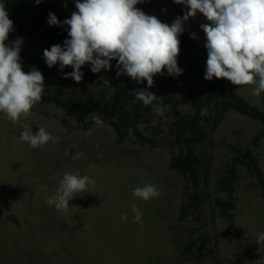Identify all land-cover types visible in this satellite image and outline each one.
I'll use <instances>...</instances> for the list:
<instances>
[{"label": "rangeland", "instance_id": "374dc122", "mask_svg": "<svg viewBox=\"0 0 264 264\" xmlns=\"http://www.w3.org/2000/svg\"><path fill=\"white\" fill-rule=\"evenodd\" d=\"M145 6L158 19L171 20L166 21L169 25L188 10L174 0ZM204 23H208L206 18L197 13L184 23L183 31L190 38L195 33L198 39H191L203 47L206 39L200 25ZM14 33L6 43L23 39V70L41 71L50 81V91L61 88L65 99L80 102L89 96L111 99L116 60L111 61L110 70L100 73L85 64L83 79L77 83L64 78L73 71L70 66L62 71L59 64L49 68L39 42L25 31ZM119 78L136 83L127 75ZM220 80L226 93H235L258 109L264 107V92L258 97L252 94L255 85L235 86ZM143 89L157 95L153 110L136 125L151 143L142 144L132 128L118 143L114 129L97 112L89 113L86 128L54 104L41 101L26 119L20 118L21 123L14 124L0 113V264H264V247L256 242L264 233V184L245 166H238L231 199L233 219L223 218L217 207L218 200H227L219 180L236 149L250 150L264 177V143L252 145L261 124L230 109L222 120L210 119L203 125L207 140L195 147L202 162L196 191L169 166L171 157L181 152L169 131L178 118L176 111L184 117L194 114L191 103L181 99L186 87L182 82L157 79L153 87ZM157 107L163 115H157ZM96 116L102 125L95 123ZM21 124H28L33 133L43 126L59 140L32 148L19 139ZM208 159L211 165L206 173ZM65 172L88 175L95 181L88 192L69 201L67 214L46 203ZM145 184L159 189V197L148 201L134 197L133 190ZM197 192L203 203L180 220L182 205ZM133 204L142 213L138 222ZM11 213L18 226L6 220ZM125 214L127 219L121 220Z\"/></svg>", "mask_w": 264, "mask_h": 264}, {"label": "clouds", "instance_id": "9594fccd", "mask_svg": "<svg viewBox=\"0 0 264 264\" xmlns=\"http://www.w3.org/2000/svg\"><path fill=\"white\" fill-rule=\"evenodd\" d=\"M42 0H35L38 5ZM143 0H75L76 11L64 20L68 26L69 39L63 46L55 44L44 49L43 57L49 68L59 64L61 71L70 66L73 71L64 78L81 82L84 73L82 66L89 64L93 73L110 70L111 61L116 60L117 78L127 75L137 83L147 81L149 88L154 86L153 77L163 75L179 76L183 70L178 66L180 36L184 23L202 14L208 23L200 27L205 34L207 50L204 78L226 79L235 86L255 85L252 94L260 96L264 92V0H174L188 9L178 16L171 25L161 22L154 15H147L136 7ZM48 24L58 26L61 22L49 12ZM13 21L5 4L0 2V113L12 123H21L30 114L33 106L42 100L44 76L32 68L25 72L21 63L22 38L6 43L13 31ZM192 39H198L190 33ZM110 84L108 80L104 81ZM135 100L149 106L157 95L146 89L134 91ZM157 115H163L157 107ZM208 109H201L207 115ZM96 124L102 125L99 116ZM23 131L19 139L30 147L37 148L59 138L48 133L43 126L33 133L28 124H21ZM79 158V154L73 160ZM95 185L88 175L65 172L59 181L55 194L46 199L58 212L67 214L69 201L81 193L88 192L89 185ZM133 196L148 201L159 197L160 190L154 185L136 187ZM134 220L140 221L142 213L135 204ZM122 215L121 220H126ZM256 242L264 247V233Z\"/></svg>", "mask_w": 264, "mask_h": 264}, {"label": "trees", "instance_id": "16d2710c", "mask_svg": "<svg viewBox=\"0 0 264 264\" xmlns=\"http://www.w3.org/2000/svg\"><path fill=\"white\" fill-rule=\"evenodd\" d=\"M5 4L9 13V19L13 21V31L10 37L14 38V31H25L35 41H38L43 49H50L55 44L63 46V42L69 39L67 35L68 26L63 21L70 18L72 12L76 11L75 0H42L38 5L35 0H0ZM49 12L54 13L61 22L58 26L48 24ZM180 53L177 58L178 66L183 70L182 74L176 77L169 76L167 70L164 74H157L153 77L154 82L160 79L163 82H182L186 91L181 94L184 102H190L194 114L190 117L179 115L173 122L170 133L174 136V143L181 148V152L171 157L170 168L189 182L197 191L200 187L199 169L201 159L196 152V146L207 140V133L203 125L210 119L222 120L225 113L232 109L249 119L259 122L261 127L257 130L252 139L253 147L259 142L264 143V107L258 109L251 106L246 100L235 93H226L220 79L213 78L211 81L204 78L206 71L207 54L205 48L192 40L185 32L180 36ZM117 70L113 73L112 85L113 94L111 99L104 97L98 99L89 96L86 101L80 102L73 99H65L61 88L50 91V81L44 76V94L42 103L54 104L62 109L67 116L75 118L78 125L86 128V118L91 112L99 113L102 118L109 122L117 136V142L121 143L129 135V129H133L135 137L142 143H151L138 128L139 120L150 113L156 105L145 106L141 101L135 100L134 91L147 86V81L135 83L134 85L121 82L116 76ZM207 108L208 114L202 116L201 109ZM211 165L207 160L206 173ZM245 166L251 175L262 180V171L259 167L256 156L250 151L236 149L231 163L226 168V173L219 180L220 190L226 194L227 200H218L217 207L220 215L232 220L235 204L231 201L234 194V185L237 179V167ZM203 203L200 192L189 197V203L182 205L180 209V220H183L189 213L198 209Z\"/></svg>", "mask_w": 264, "mask_h": 264}, {"label": "crops", "instance_id": "0c3cea01", "mask_svg": "<svg viewBox=\"0 0 264 264\" xmlns=\"http://www.w3.org/2000/svg\"><path fill=\"white\" fill-rule=\"evenodd\" d=\"M154 1H156V0H143V2L140 3V4H138V5H136V7L140 8L141 10H143L147 15H154V16H156L157 13H151L149 10H146V6H145V5L152 4ZM163 1H168V0H163ZM164 12L167 13V9H165ZM159 20L161 22H163V23H167L168 22V20H165V19H163V21L161 19H159ZM170 22H171V20L168 23H170Z\"/></svg>", "mask_w": 264, "mask_h": 264}, {"label": "water", "instance_id": "95a60500", "mask_svg": "<svg viewBox=\"0 0 264 264\" xmlns=\"http://www.w3.org/2000/svg\"><path fill=\"white\" fill-rule=\"evenodd\" d=\"M5 208L8 209V206H5ZM6 220L9 221L11 224H14L16 226L19 225V222L17 220V217H16V215L14 213L8 214L6 216Z\"/></svg>", "mask_w": 264, "mask_h": 264}]
</instances>
